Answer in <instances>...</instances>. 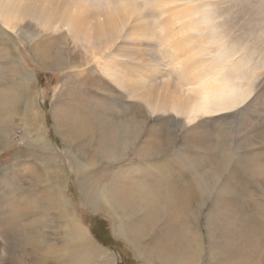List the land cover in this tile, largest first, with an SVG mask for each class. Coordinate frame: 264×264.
I'll use <instances>...</instances> for the list:
<instances>
[{
    "label": "bare ground",
    "instance_id": "6f19581e",
    "mask_svg": "<svg viewBox=\"0 0 264 264\" xmlns=\"http://www.w3.org/2000/svg\"><path fill=\"white\" fill-rule=\"evenodd\" d=\"M73 1L0 0V11H2L0 17L3 20L1 22L3 26L0 25V38L4 40L8 53L12 50L17 37L24 36L28 41H33L34 35L26 33L23 28L18 27V23L19 21L22 23L24 15L36 13L41 16L42 25L46 29L58 23L66 25L76 41L82 38L90 46L91 58H86L85 63H82L83 61L77 63L80 69L78 68L75 77L79 84L85 85L91 80L90 87H95V72L102 69L120 89L129 95V98L137 96L143 99L150 112L166 111L171 108L176 115L183 114L190 125L197 122L198 116L224 114L240 107L249 98L253 90V80L257 76L255 70L257 64L256 68L251 69L249 73L238 66H235L234 70L227 71L231 65H234V55L237 51L230 49L226 40H216V27L205 24L208 21L206 11L204 12L207 5L193 6L189 3L195 0H156L155 7L161 9L162 13L168 12V15L159 23L160 33L155 35L162 46L163 56L169 68L164 75L168 76L164 79L161 68L164 63L160 60L161 57L149 43L143 42L145 37L154 36L152 35L154 33L143 22L144 20L138 17L140 13L134 3L133 6L132 2L124 4L113 11L112 9L91 10L80 4L74 8L76 3ZM180 1H186L188 4L184 3L179 8L172 6ZM197 12H200L199 17L196 15ZM127 24L130 26L125 40L117 42V37ZM67 61L59 57L51 64L64 66ZM70 63L69 67L73 69L77 67L75 64L70 66ZM96 67L99 68L97 71ZM19 78L24 89L17 90L16 97L7 98L9 100L7 105L4 104L0 108V137H3L5 147L11 145L13 133L11 124L14 122V115L20 111L21 103L27 104L30 101L29 96H36L33 75L26 72ZM176 81L179 85H190L189 94L184 96L180 93ZM83 89L87 94L77 96L80 101L77 113L67 115L65 119L72 125L73 128L69 129L73 133L76 132L74 131L76 126L87 125L92 118L91 124L97 123L99 128L100 134L97 140L93 144L90 142L95 155V160L92 162V159L89 162L83 161L74 155L69 142L66 141V152L79 178L84 202L86 201L96 211L109 210L113 215L112 227L115 235L126 239L132 245L136 255L147 263L198 264L197 250L192 241L193 234L187 228L189 225L196 224L198 213L208 198L211 182L205 179L204 170L210 169L209 163L206 166L202 164L204 165L202 167L195 166L194 171L191 172L194 173L193 176L189 171L172 166L174 159H172L173 156L167 155V151L170 150L171 155H176L178 151L174 147L173 135L160 133L139 137L142 120L135 124L129 118L124 122L115 119L105 121L106 114L93 108L92 105L94 104L92 97L96 92L92 93L94 91L86 87ZM67 94L69 96V91ZM38 101L35 102L37 109ZM26 109L29 110V106ZM19 115L27 117L25 111ZM40 117L38 115L41 121ZM37 127L38 144L36 145L43 154L36 156L34 153H29L28 156L36 159L37 162L41 160L42 165L37 164L38 167L32 165L27 168L29 184L33 187H27L28 189L22 194H18L16 202L20 204L16 205L15 202L16 210L12 213L13 216L17 215L20 218L29 215L34 224L36 238L28 234L36 249V252L34 251L36 256L31 263L86 264L98 259L99 261L96 260L98 263L114 264L113 258L107 254V251L95 242L94 237L92 239L89 236L90 230L78 221L66 191L63 177L64 166L61 164L58 152L46 141L45 131L40 122ZM2 140L0 139V145L4 144ZM198 143L204 145L201 148L209 157L206 140L194 142L193 147H189L188 151L194 147L197 148ZM187 145L188 142H185L181 146L183 151L187 150ZM129 151L133 156L128 159L130 161L132 159V162L124 166L112 165L125 159ZM98 155L102 157L101 160L97 158ZM155 155L160 157L157 160H150ZM135 161L137 162L134 163ZM241 161L230 165L228 170L230 180L227 185L233 184L232 179L237 178ZM104 163L113 168L107 170L104 168ZM222 165L221 162L220 170ZM97 168L100 172L95 175ZM258 171H264V165H260ZM40 181L43 185L34 187ZM232 192L235 200L228 205L227 210L221 215V220L245 211V206L248 205L240 198L236 189ZM41 199H45L46 203L39 204ZM21 202L27 204L22 206ZM36 204L40 207L38 208ZM48 210L55 212L58 220L50 216L44 219L43 216L47 215ZM136 214L140 215L135 217ZM155 214L158 215L156 219ZM165 216L179 225L164 222L156 227L157 220ZM50 221L61 224L62 231L57 229L62 236L58 239L59 242L48 240L50 239L48 235L44 238V224ZM19 225L22 224L19 223ZM240 235H242L241 232L237 230L234 232L237 238ZM23 240L31 244L28 239ZM242 244L240 251H242ZM199 249L201 254V246ZM257 253L258 261L254 264H264V239ZM187 255L192 256L191 259ZM184 258L187 261H184Z\"/></svg>",
    "mask_w": 264,
    "mask_h": 264
},
{
    "label": "rangeland",
    "instance_id": "374dc122",
    "mask_svg": "<svg viewBox=\"0 0 264 264\" xmlns=\"http://www.w3.org/2000/svg\"><path fill=\"white\" fill-rule=\"evenodd\" d=\"M77 1H73L76 3L74 8L80 4L91 10H117L124 4L132 2V5L134 3L140 13L138 17H141L142 21L144 20L143 22L154 33L152 34L154 36L145 37L143 42L149 43L161 57L160 60L164 63L161 65L162 77L167 78L168 75H164L167 74L169 68H167V61L163 56L162 46L155 35L160 33L159 23L168 15V12L162 13L161 9L156 8V0ZM184 3L186 1H180L172 6L179 8ZM189 3L193 6L207 5L204 12L206 11L205 15L208 21L205 24L216 27V40H226L230 49L233 48L234 51H237L234 55V65H231L227 71L234 70L235 66H238L244 72L249 73L257 66L253 90L240 107L224 114L198 116L197 122L193 125L185 120L183 114L176 115V112L171 108L168 109L169 111L150 112L143 99H139L137 96L129 98V95L120 89L107 73L97 67L96 71L99 70L95 72V87H90L91 80L85 85L79 84L75 73L80 69L79 63L82 61L85 63L86 58H91L90 46L82 38L76 41L66 25L58 23L54 27L46 29L42 25L41 16L31 13L24 15L22 23L19 21L18 27L23 28L28 34H33V41H28L24 36L17 37L12 50L8 53L4 40L0 38V108L4 104L7 105L9 101L7 98L13 99L19 90L24 89L19 81L22 73L28 72L33 75L36 93V96H29V103H21L20 111L13 117L11 145L5 147L3 137H0L4 143L0 145V264H32L31 262L36 256V253L34 254L36 249L30 241L31 236L35 237L34 224L29 218L30 216L20 218L17 215L13 216L12 213L16 210L15 202L18 199V194L33 187L32 184H29L27 168L32 165H42L41 160L37 162L36 159L28 156L29 153H34L36 156L43 154L39 146L36 145L38 144L36 138L39 122L44 128L46 141L58 152L61 164L64 166L63 177L73 211L78 221L90 230L89 236L92 239L94 237L95 242L107 251V254L113 258L114 264H149L136 255L132 245L126 239L115 235L112 227L113 215L109 210L96 211L86 201L84 202L79 178L70 164V157L66 152V141L69 142L73 154L83 161L89 162L92 159V162L95 160L92 144L100 134L97 123L91 124L92 118L87 125L76 126L74 129L76 132L73 133L69 129L73 128L72 125L65 119L67 115L77 113L80 103L77 96H82L85 93V89H83L85 87L93 90L92 93L96 92L92 97L94 102L92 105L93 108L101 110L104 115L106 114L105 121L115 119L124 122L129 118L135 124L142 120L139 137L154 136L160 133L173 135L174 147L178 151L176 155H171L170 150L167 151L168 156H173L172 166L191 173L195 166L202 167L204 166L202 164L206 166L209 163L210 169L204 170L205 179L209 183L211 182L208 198L198 213L196 224L189 225L187 228L193 234L192 241L197 250V263L241 264L244 261L245 264H254L258 261L257 249L260 248L264 239V171H258L259 166L264 165V0H195ZM1 15L2 11H0ZM196 15L199 17L200 12H197ZM1 19L0 17V23L3 22ZM0 25L3 26V23ZM129 26L127 24L123 27L117 37V42L125 40ZM5 50L6 53H4ZM59 57L68 60L67 63L64 66L52 65L51 62L54 63ZM69 63L70 66L75 64L77 67L73 69L69 67ZM16 66L21 69V72ZM177 85L180 93L184 96L189 94L190 85H179L178 82ZM68 91L69 96L72 95L73 98L68 96ZM37 100H39L37 102L38 109L35 108ZM27 106H29V110L26 109ZM23 111H25L27 119L19 115ZM38 115L41 116V121ZM95 120L98 121V119ZM135 135L137 136V133ZM201 139L206 140V144H208L209 157L201 148L204 146L203 144L198 143L197 148L194 147L196 150L192 148L191 151H188L189 147H193L194 142ZM183 142H188L187 150L184 149L186 153L181 147ZM131 153L129 151L125 159L112 165L115 167V165L129 164L133 161L129 160L133 156ZM158 157L160 156L155 155L150 160H157ZM97 158L101 160L102 157L98 155ZM239 160L242 161L237 178L232 179L233 184L227 185L230 180L228 175L230 165ZM221 162L223 167L220 170ZM108 166L104 163V168L107 170L113 168L111 165ZM99 172L100 169L97 168L95 175ZM190 175L193 176L194 173ZM41 184L40 181L34 187ZM233 189H236L240 198L248 205L245 206V211L236 213L234 217L221 220V215L235 200ZM42 202L46 203L45 199H41L39 204ZM18 204L20 203L16 202V205ZM21 204L23 206L27 203L21 202ZM37 207L40 206L37 205ZM139 215L136 214L135 217ZM49 216L58 220L55 212L48 210L47 215L43 217L45 219ZM157 217L158 215L155 214V219ZM16 220L22 225H19ZM164 222L179 225V223L171 222L170 218L165 216L159 218L155 226ZM44 226V238L45 235H48L50 238H47L48 240L59 242L58 239L62 237L59 232V230L62 231L60 222L50 221ZM236 230L242 233L238 238L234 236ZM28 234L32 235L28 236ZM24 238L28 239L31 244L24 242ZM100 238L102 239L100 240ZM241 243H243L242 251H240ZM200 246L201 254H199ZM96 260L86 264H102ZM184 261L187 260L184 258ZM154 264L159 263L155 262Z\"/></svg>",
    "mask_w": 264,
    "mask_h": 264
},
{
    "label": "trees",
    "instance_id": "16d2710c",
    "mask_svg": "<svg viewBox=\"0 0 264 264\" xmlns=\"http://www.w3.org/2000/svg\"><path fill=\"white\" fill-rule=\"evenodd\" d=\"M102 238H100V240H101Z\"/></svg>",
    "mask_w": 264,
    "mask_h": 264
}]
</instances>
